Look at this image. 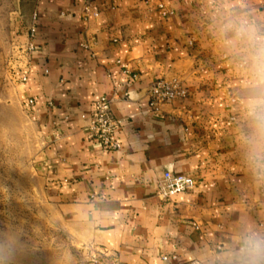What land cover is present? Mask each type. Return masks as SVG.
Here are the masks:
<instances>
[{"label": "crops", "instance_id": "1", "mask_svg": "<svg viewBox=\"0 0 264 264\" xmlns=\"http://www.w3.org/2000/svg\"><path fill=\"white\" fill-rule=\"evenodd\" d=\"M85 5L0 0V125L28 162L0 208L29 209L0 211V257L91 264L86 249L121 264H221L242 233L264 234V180L245 143L252 40L234 27L264 37V0H94L88 16ZM160 79L188 95L155 112L147 93ZM102 96L123 122L117 152L89 139ZM167 171L195 187L162 198Z\"/></svg>", "mask_w": 264, "mask_h": 264}, {"label": "built area", "instance_id": "2", "mask_svg": "<svg viewBox=\"0 0 264 264\" xmlns=\"http://www.w3.org/2000/svg\"><path fill=\"white\" fill-rule=\"evenodd\" d=\"M93 1L86 0V16L91 13V3ZM159 9L164 17L173 15L172 11L165 9L162 5L159 6ZM32 33H35V29H32ZM122 68L125 73L129 72L126 66H122ZM147 94L149 107L153 111L158 112L164 105L171 104L175 100L185 99L188 91L178 80L160 79L149 87ZM111 106L112 100L105 96L99 97L94 101L88 118V135L89 139L95 141L103 151L117 152L122 148L118 133L123 122L113 116ZM194 187L195 180L193 178L175 175L167 171L159 184V195L162 198H170L176 194L189 192ZM86 258L90 259L91 264H121L116 255L106 250L100 252L99 255L88 251Z\"/></svg>", "mask_w": 264, "mask_h": 264}, {"label": "clouds", "instance_id": "3", "mask_svg": "<svg viewBox=\"0 0 264 264\" xmlns=\"http://www.w3.org/2000/svg\"><path fill=\"white\" fill-rule=\"evenodd\" d=\"M237 36L252 40L254 93L249 104L254 132L245 137L249 166L258 180H264V37H255L252 29L243 23L234 25ZM224 254L221 264H264V234L244 232ZM0 264L5 258L0 257Z\"/></svg>", "mask_w": 264, "mask_h": 264}, {"label": "rangeland", "instance_id": "4", "mask_svg": "<svg viewBox=\"0 0 264 264\" xmlns=\"http://www.w3.org/2000/svg\"><path fill=\"white\" fill-rule=\"evenodd\" d=\"M12 124V122H10ZM16 138L14 136V128L12 125L10 126H1L0 125V188H5L6 186H10L14 184L15 181H20L21 178L26 179V177L14 175V171L16 168L23 167V163H26V167H28V162L24 161V155H19L21 152V147L15 142ZM14 193L11 191L0 192V199L9 198V196H13ZM41 209H39L40 211ZM0 211H5L7 215L13 213H28V208H5ZM84 258L87 257L86 249L83 250Z\"/></svg>", "mask_w": 264, "mask_h": 264}]
</instances>
